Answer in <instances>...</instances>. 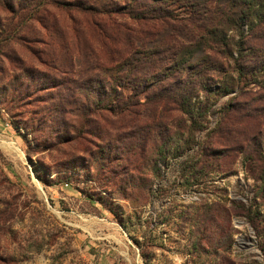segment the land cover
<instances>
[{"label": "rangeland", "instance_id": "374dc122", "mask_svg": "<svg viewBox=\"0 0 264 264\" xmlns=\"http://www.w3.org/2000/svg\"><path fill=\"white\" fill-rule=\"evenodd\" d=\"M159 2L0 0V264H264V0Z\"/></svg>", "mask_w": 264, "mask_h": 264}, {"label": "trees", "instance_id": "16d2710c", "mask_svg": "<svg viewBox=\"0 0 264 264\" xmlns=\"http://www.w3.org/2000/svg\"><path fill=\"white\" fill-rule=\"evenodd\" d=\"M141 0H132V3L133 4H137L138 5V9L137 10H134V8L130 9V13L127 14V17L133 21H137V22H140V21H152L153 19L154 20H165L166 17L163 16V12L161 11L160 8L156 9V8H153L150 7L148 8L149 10H147V6H143L141 5L142 3H140ZM160 0H150L151 2V5L154 6L156 4H160L159 2ZM107 14V13H105ZM151 14H154V15H151ZM169 62L171 66H169L167 68V70L170 72V76H172L174 73L176 72H179L181 70H184L183 68H188L187 70L191 71L192 74H194L196 76V79H200L202 80L200 77H199V67L197 66H194V65H191V67L187 66V61L185 59H183L182 57H178L177 61L176 59H173V58H169ZM165 59H157V60H153L152 62L150 61L147 66H148V70H154L156 71L157 73H160L163 69H165L167 66H168V63L165 64ZM129 66L131 65L132 67H134V63H131V64H128ZM164 65V66H163ZM197 65V64H196ZM161 66H163L161 68ZM124 67H120L119 70H122ZM161 68V69H160ZM122 74L121 76V79L124 81H127V82H131V81H135L137 78L134 74L130 73L127 69L123 70L122 71ZM151 78V77H150ZM149 78V81L152 80ZM152 84L151 86L152 87H155L157 86V83L159 84H162V83H165L164 80H159L158 82H153L151 81ZM171 82V81H169ZM191 83V82H190ZM197 84V81H192L191 85H196ZM192 86H188L187 90L189 94H185L183 97H182V94H176L177 97H168V104H171L172 105V109L173 110H177L178 112L182 113L183 115H190V110H191V91H193L196 87H192ZM108 88H111L110 86H108ZM179 90L180 88H185L182 86V84L179 85V87H177ZM176 89V87H175ZM195 96V95H194ZM187 118L192 121L191 117L190 116H187ZM172 119V121H170L169 123L171 124L172 122H178V121H182L183 123V120H174ZM185 121L187 122V119H185ZM184 121V122H185Z\"/></svg>", "mask_w": 264, "mask_h": 264}]
</instances>
